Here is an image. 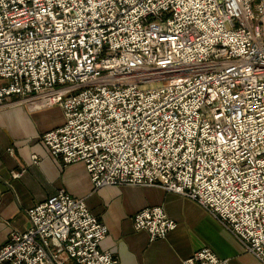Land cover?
<instances>
[{
    "label": "built area",
    "instance_id": "built-area-1",
    "mask_svg": "<svg viewBox=\"0 0 264 264\" xmlns=\"http://www.w3.org/2000/svg\"><path fill=\"white\" fill-rule=\"evenodd\" d=\"M17 104L62 108L41 142L95 190L192 199L264 263V0H0V107ZM28 214L0 264H120L85 199L61 189ZM133 224L151 241L177 228L160 205ZM181 264L229 259L206 246Z\"/></svg>",
    "mask_w": 264,
    "mask_h": 264
},
{
    "label": "crops",
    "instance_id": "crops-1",
    "mask_svg": "<svg viewBox=\"0 0 264 264\" xmlns=\"http://www.w3.org/2000/svg\"><path fill=\"white\" fill-rule=\"evenodd\" d=\"M63 123L64 113L58 105L41 110L28 104L0 107V246L9 241L13 231L28 228V211L33 206L63 189L85 199L108 226L101 248L112 251L120 264H181L197 250L182 251L186 240L181 227L201 205L161 187L106 186L95 190L83 162L65 165L52 158L41 142L42 134ZM9 148L14 149L13 154ZM34 154L40 158L37 164ZM156 205L176 220L177 228L165 239L151 241L147 232L134 229L133 217Z\"/></svg>",
    "mask_w": 264,
    "mask_h": 264
},
{
    "label": "rangeland",
    "instance_id": "rangeland-1",
    "mask_svg": "<svg viewBox=\"0 0 264 264\" xmlns=\"http://www.w3.org/2000/svg\"><path fill=\"white\" fill-rule=\"evenodd\" d=\"M196 210V211H195ZM181 229L186 243L182 251L211 247L218 256H230V264H264L203 207L195 209Z\"/></svg>",
    "mask_w": 264,
    "mask_h": 264
}]
</instances>
